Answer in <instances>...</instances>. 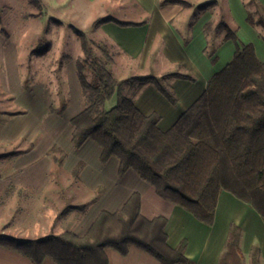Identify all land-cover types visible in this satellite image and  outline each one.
Returning <instances> with one entry per match:
<instances>
[{
	"label": "crops",
	"instance_id": "obj_1",
	"mask_svg": "<svg viewBox=\"0 0 264 264\" xmlns=\"http://www.w3.org/2000/svg\"><path fill=\"white\" fill-rule=\"evenodd\" d=\"M7 1L0 0V153H15L0 157V233L37 238L68 229L83 234L100 211L116 210L138 191L145 217H167L171 246L187 239L185 255L191 264H219L230 222L242 230L238 242L242 264H251L254 244L260 247L264 264V219L247 203L222 190L214 222L206 224L162 198L133 169L119 175L118 159L110 156L103 162L101 148L93 140L75 147L70 122L86 106L78 74L85 53L73 28L84 33L93 53L117 81L126 80L119 92L132 97L143 113L157 112L159 127L167 129L204 91L210 77L233 58L236 45L225 37L222 24L234 30L241 42L252 43L264 61V26L247 20L249 15L264 20V0H41L45 9L30 17L41 23L35 28V45L38 33L46 34L42 51L37 45L20 46L27 37L23 27L27 14ZM17 17L20 20L10 19ZM103 17L112 20L93 26ZM9 22L17 26L7 29ZM21 50L30 58L29 66H21ZM172 73L193 77L166 78L177 96L175 103L153 83L131 80ZM117 100L115 92L105 107ZM62 105V112L51 110ZM53 146L67 153L59 168ZM70 205L84 209L62 213ZM105 253L109 264H161L134 245L127 254L112 247H106ZM0 264L34 263L0 245ZM41 264L57 263L46 257Z\"/></svg>",
	"mask_w": 264,
	"mask_h": 264
},
{
	"label": "trees",
	"instance_id": "obj_2",
	"mask_svg": "<svg viewBox=\"0 0 264 264\" xmlns=\"http://www.w3.org/2000/svg\"><path fill=\"white\" fill-rule=\"evenodd\" d=\"M41 7L40 0H29ZM112 20L98 18L93 26ZM250 23L264 26L263 19ZM125 24L126 22H121ZM225 37L236 45L233 58L215 72L204 91L167 129L159 127L157 112L143 113L132 97L119 92L126 81H117L110 69L81 38L85 59L78 63V74L86 106L74 115L72 140L79 147L86 139L101 148V160L110 156L119 161V175L131 168L152 185L162 198L178 204L197 219L212 224L222 190L255 209L264 219V61L252 43H243L226 25ZM87 70L90 72L87 73ZM193 79L189 74L145 75L131 78L139 84L153 83L172 103L177 96L166 78ZM117 92L110 108L105 103ZM64 105L51 110L62 112ZM56 167L62 165L66 151L53 146ZM15 152L0 153V157ZM79 166L74 169L77 174ZM83 210V206H67ZM167 217H145L141 213V194L132 192L116 210H102L83 234L63 230L37 238L0 233V245L27 256L34 264L51 257L57 264H109L106 247L127 254L131 245L154 256L161 264H191L185 255L187 239L176 246L168 243ZM241 228L230 222L219 264H242L238 245ZM260 247L250 251L251 264H261Z\"/></svg>",
	"mask_w": 264,
	"mask_h": 264
},
{
	"label": "rangeland",
	"instance_id": "obj_3",
	"mask_svg": "<svg viewBox=\"0 0 264 264\" xmlns=\"http://www.w3.org/2000/svg\"><path fill=\"white\" fill-rule=\"evenodd\" d=\"M9 1H11V2H9ZM9 1H7L6 3L7 4H9V3L14 4L15 6L18 7V10H21L22 11L23 14H27V18H24V22L25 23L23 25L24 31L27 33V37L21 40L20 46L22 48H25L26 46H29V45H33L34 46L35 43L33 42V37L35 35V28L36 27H40V24L41 23H40L39 19H35V17L32 18V17H30V15H31V13H34V12H36V13L39 14L42 10L45 9V5H44L45 3L44 2H40L41 7L39 8V7L35 6L34 4H32L29 0H9ZM10 19L11 20H14V19L20 20V18H18V17L17 18H13V19L10 18ZM11 22H9V24L7 23L5 25V26H7V29H8V27L17 26V24L11 23ZM38 37H39V40H38L39 43H36V45L38 46V51H42V48L44 49V46H46V34H45V32L44 31L39 32L38 33ZM22 51L23 50H21V56H20L21 63H22L21 66H23V67H25V65H28L29 66L30 65V61H29L30 58L27 57V56H24V54H23ZM41 59H39V61H41ZM33 60L34 59H32V61ZM33 62L35 63V61H33ZM88 73H90V72L88 71ZM25 78H27V74L26 73H25ZM165 81H166V79L164 80V82ZM245 264H249V262L248 261H245Z\"/></svg>",
	"mask_w": 264,
	"mask_h": 264
}]
</instances>
